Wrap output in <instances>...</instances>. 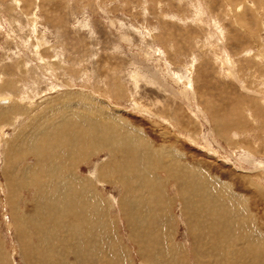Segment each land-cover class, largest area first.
Wrapping results in <instances>:
<instances>
[{
  "label": "rangeland",
  "instance_id": "374dc122",
  "mask_svg": "<svg viewBox=\"0 0 264 264\" xmlns=\"http://www.w3.org/2000/svg\"><path fill=\"white\" fill-rule=\"evenodd\" d=\"M0 16V80L13 81L0 95H13L16 109L39 114L58 96L82 94L143 139L152 160L165 151L164 162L189 168L156 171L147 187L129 164L137 154L121 152L114 172L112 151L91 152L76 172L92 181L101 207H91L86 235L57 228L50 255L33 230L31 242L21 240L4 202L5 142L28 123L6 118V264H264V0H0ZM183 172L190 180L175 177ZM22 201L31 227L38 206Z\"/></svg>",
  "mask_w": 264,
  "mask_h": 264
},
{
  "label": "bare ground",
  "instance_id": "6f19581e",
  "mask_svg": "<svg viewBox=\"0 0 264 264\" xmlns=\"http://www.w3.org/2000/svg\"><path fill=\"white\" fill-rule=\"evenodd\" d=\"M35 20H38V18ZM30 21L33 22V18H31ZM33 25H37V22ZM55 52L56 51H54V54ZM53 57L55 59V56ZM45 66H40L41 70L54 74L55 69H52L51 66H46L47 68ZM26 70L28 69L26 68ZM7 79L5 82L2 81L3 84H1L0 80V87L1 85L5 87L10 86L13 89V85L11 84L13 81ZM50 84V90H53L58 86L54 81ZM24 88L22 91H24L25 94ZM31 100L33 99L31 98ZM53 100L54 102L50 104L49 107H45L41 113L32 115L31 113L34 111L30 107L25 106L18 109L15 108L13 95H0V124L6 123V118H8L7 123L10 124H15V121L20 117L24 120L28 119V123L25 124V127L17 129L14 135L10 139L8 138V145L7 141L5 142L3 173L4 178L6 179V184L9 185V190H6L7 195H5L7 197L4 202L7 205H10L12 214L14 215L15 224L17 223L19 227L17 228L19 229L18 233L20 234V238L22 237L21 240L26 239L31 242L32 239L29 238L28 235L30 231L27 232V230H33V234L36 233L35 238L38 239L37 245H45L46 243L45 248L46 250L49 248L48 252L50 255L54 253L53 248L57 244H51L57 228L60 230L66 228L65 231L68 232L69 238H74L73 236H77L79 230L83 229L84 232L81 233V236L86 235L90 225L88 216L91 207L93 206L92 208L94 211L92 212L94 213L96 212V207H101L99 196L94 192V189L92 190L91 188L92 181L89 180L88 177L79 176L76 172L78 169L77 163L87 158L86 156L91 152L105 148L106 150L109 149L112 151L110 155H112L113 162L111 165L113 166L111 168L114 172L117 171L114 167L120 166V163L116 162V159L120 156L121 152L126 151L133 153L131 155H134V153L137 154L138 160L133 157V160L131 162L129 161V164L132 165L131 168H133L132 170L136 173L138 181H142L141 183L147 187H150L151 185L154 186L159 181L158 179L160 178L156 171L165 170V168L168 170L169 166L172 168L173 165L181 166L180 164H176L173 157L170 158L171 162H164L162 158L165 157V151H162L160 154L157 153L158 156L152 160L154 152L151 151L143 139L139 138L132 132H125V123L121 122L117 117H112L110 115V118L105 117L103 115L105 112L107 113V111H101L88 106V104L84 102V96L82 94L81 96L73 97L72 94L67 93L64 96H58ZM59 104L61 105L59 108L62 109L60 110L62 112L56 114L54 113V110L56 109L55 106H58ZM74 104H82V106L72 110L73 113H69L65 110H70ZM48 112L54 116L47 114ZM2 128L3 127H1L0 131H2ZM3 134L4 132L2 131L1 135ZM139 150L143 152L144 156L143 161H141L142 166L140 165L141 158L139 155V153L142 152H139ZM247 155L249 154L247 153ZM106 167L107 166L104 165L103 169ZM184 169L189 170V168L181 166V171ZM101 175L103 174L100 173V176H97L96 179L100 180V177L102 179ZM150 176H152V179H150ZM177 176L179 177V180H184L186 178L190 180V177H184V172L182 173V177L179 175H176L175 177L177 178ZM188 176L190 175L188 174ZM22 193L28 198V200L30 196L33 205L35 206L36 204V206H38V209L35 210V213H38V217L36 216L35 220L31 222V227L29 226V220L27 218L28 213L26 214L24 212L27 204L22 206ZM203 195L204 196L202 197L205 198V194ZM97 199L99 201L98 203L96 201ZM98 208L97 210L99 211ZM239 209L240 208L237 207L236 211ZM236 211L234 213L235 215H237ZM16 213L21 214L17 216ZM79 223H84L85 226L83 224L78 225ZM248 226L249 224L247 227ZM77 228L79 230H77ZM262 243L264 244V242ZM59 247L61 246L58 245V249H60ZM62 253L67 256L70 255L69 250L63 251ZM4 254L2 244L0 243V264H6Z\"/></svg>",
  "mask_w": 264,
  "mask_h": 264
}]
</instances>
